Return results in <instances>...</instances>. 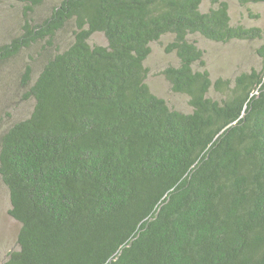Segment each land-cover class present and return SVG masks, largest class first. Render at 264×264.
<instances>
[{"label":"trees","instance_id":"1","mask_svg":"<svg viewBox=\"0 0 264 264\" xmlns=\"http://www.w3.org/2000/svg\"><path fill=\"white\" fill-rule=\"evenodd\" d=\"M0 1L21 10L0 64L28 54L19 86L32 101L0 134L19 226L2 264H264L260 28L231 25L224 0L206 11L202 0H54L41 14L46 0ZM96 33L105 45L89 43ZM165 35L177 65L161 75L190 112L146 83L150 44ZM192 35L261 41V66L211 80Z\"/></svg>","mask_w":264,"mask_h":264},{"label":"rangeland","instance_id":"2","mask_svg":"<svg viewBox=\"0 0 264 264\" xmlns=\"http://www.w3.org/2000/svg\"><path fill=\"white\" fill-rule=\"evenodd\" d=\"M54 0H46L45 4L37 12H47L49 5ZM229 6L231 25H242L245 27H258L264 36V3L248 4L240 6L236 0H224ZM211 6L209 0H202L201 11H206ZM20 6L0 1V43L5 42L10 36L18 31L20 18ZM170 35L162 36L158 41L150 44L151 53L144 61L148 69L146 83L150 91L163 98L168 104L181 112H190L187 97L183 94H175L169 90L162 74L167 66H176L177 58L174 53H165L164 47L171 40ZM189 41L195 42L196 46L204 52L206 68L210 79L229 78L250 68H260V59L255 55L254 49L261 41H232L227 44L213 43L204 40L198 35L188 37ZM69 37H59V48H63ZM91 45H105L104 37L96 33L89 39ZM29 53L37 59L32 76L37 72L39 59L31 49ZM27 53L22 52L17 57L0 64V134L13 121L26 117L32 108V101L21 100L22 89L19 86V75L23 70ZM210 91L209 96H219ZM9 199L8 193L0 180V264H2L10 251L17 249L16 236L19 226L14 219L8 215Z\"/></svg>","mask_w":264,"mask_h":264}]
</instances>
